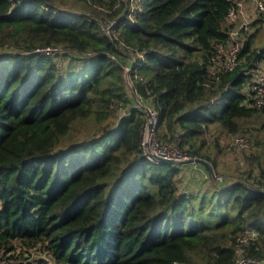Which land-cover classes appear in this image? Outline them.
I'll return each instance as SVG.
<instances>
[{
    "label": "trees",
    "instance_id": "1",
    "mask_svg": "<svg viewBox=\"0 0 264 264\" xmlns=\"http://www.w3.org/2000/svg\"><path fill=\"white\" fill-rule=\"evenodd\" d=\"M228 8L229 0H0V255L234 264L235 238L250 227L258 238L246 252L264 262V108L249 105L264 44L251 32L242 63L211 78ZM48 45L61 51H34ZM140 102L158 110L160 139L213 168L211 125L248 136L243 177L188 189L185 164L143 152ZM113 116L111 127L71 139L82 121Z\"/></svg>",
    "mask_w": 264,
    "mask_h": 264
},
{
    "label": "built area",
    "instance_id": "2",
    "mask_svg": "<svg viewBox=\"0 0 264 264\" xmlns=\"http://www.w3.org/2000/svg\"><path fill=\"white\" fill-rule=\"evenodd\" d=\"M255 8V11L252 8ZM260 18L258 25L264 26V0H229V8L225 19L230 25L229 38L226 41H214L212 62L213 68L210 70L211 78L218 80L223 72L235 70L243 60L241 51L245 45L248 35L252 32L253 22ZM34 51L44 54H56L61 51L58 46L38 47ZM127 81L130 84L127 66ZM134 92V91H133ZM249 105L257 109L264 108V58L258 62L254 69V79L249 85ZM145 106L146 122L142 130L141 147L145 155L151 160L158 162L153 155L162 158H169L176 161H182L193 157L187 151L183 150L176 140L166 142L159 138L157 126L159 121V112L140 102ZM252 140L244 134H233L227 144L229 149L247 151L252 149ZM159 163V162H158ZM213 182H223L224 177L217 174L213 168L209 173ZM264 191V185L261 187ZM258 238V232L250 227L243 228L235 238L236 258L234 264H264L260 259L249 255L246 247ZM26 258L6 257L0 255V264H26ZM172 264H185L179 261H173Z\"/></svg>",
    "mask_w": 264,
    "mask_h": 264
},
{
    "label": "rangeland",
    "instance_id": "3",
    "mask_svg": "<svg viewBox=\"0 0 264 264\" xmlns=\"http://www.w3.org/2000/svg\"><path fill=\"white\" fill-rule=\"evenodd\" d=\"M253 11H255V8H252ZM259 25H254L252 32H256L255 41L257 45L264 44V26H261V29H257ZM1 50V48H0ZM132 92V90H131ZM130 93V92H129ZM134 94V92H133ZM115 119L114 116L112 118H107L103 120H99V122L94 121H82V123L78 124V130L76 129L73 132L72 140L75 139H81L84 136H92L96 134L97 132H94V130H97L100 127V124H108L106 127H111V125L114 123ZM101 126L100 128L104 127ZM233 134L220 130L215 125H211L209 128V131L204 135V137L209 142V148L215 154L218 166L214 167L213 170L219 174L222 175L225 179H235V178H241L244 175V172L247 169V162H246V153L253 152L254 144L252 142V149L247 151H239L234 149H229L227 147V144L230 140V137ZM217 139V145L214 144L215 140ZM250 140V139H249ZM166 141V140H164ZM170 142V141H166ZM189 164V163H188ZM181 165V164H180ZM184 166V165H182ZM213 167V166H212ZM211 177H209L210 179ZM190 179V178H189ZM226 180V179H225ZM200 183V182H198ZM40 256H44L46 259V262L48 264H54L53 260L47 253H42L38 251H32L30 254H20L21 258H26L27 263L36 261L40 258Z\"/></svg>",
    "mask_w": 264,
    "mask_h": 264
},
{
    "label": "crops",
    "instance_id": "4",
    "mask_svg": "<svg viewBox=\"0 0 264 264\" xmlns=\"http://www.w3.org/2000/svg\"><path fill=\"white\" fill-rule=\"evenodd\" d=\"M179 177L182 184L187 186L188 189H192L197 186H206L208 180H210L209 172L206 167L199 163H189L184 166L181 165Z\"/></svg>",
    "mask_w": 264,
    "mask_h": 264
},
{
    "label": "water",
    "instance_id": "5",
    "mask_svg": "<svg viewBox=\"0 0 264 264\" xmlns=\"http://www.w3.org/2000/svg\"><path fill=\"white\" fill-rule=\"evenodd\" d=\"M143 108H145L144 105H141ZM153 157L159 162V163H166V164H173V165H179V164H188V163H199V164H202L206 167L207 171L210 173L211 170H212V164L203 159V158H200V157H191L189 159H185V160H182V161H176V160H173V159H169V158H162V157H159L157 155H153ZM261 191L264 193V191L261 189Z\"/></svg>",
    "mask_w": 264,
    "mask_h": 264
}]
</instances>
